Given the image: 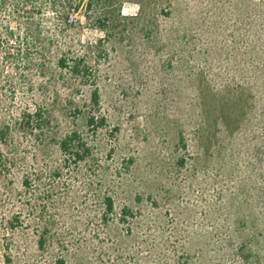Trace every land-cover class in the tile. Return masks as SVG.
Segmentation results:
<instances>
[{
	"label": "rangeland",
	"instance_id": "1",
	"mask_svg": "<svg viewBox=\"0 0 264 264\" xmlns=\"http://www.w3.org/2000/svg\"><path fill=\"white\" fill-rule=\"evenodd\" d=\"M105 12V28L80 13L71 38L93 51L107 123L86 125L95 85L60 88L59 135L78 128L91 151L65 160L50 140L27 158L40 179L17 172L4 194L0 216L20 222L0 264H264V0Z\"/></svg>",
	"mask_w": 264,
	"mask_h": 264
},
{
	"label": "trees",
	"instance_id": "2",
	"mask_svg": "<svg viewBox=\"0 0 264 264\" xmlns=\"http://www.w3.org/2000/svg\"><path fill=\"white\" fill-rule=\"evenodd\" d=\"M105 2L0 0V205L4 194L15 190L17 172L23 174L22 185L27 189L40 179V173L34 174L26 161L30 155L36 161L38 151H43L50 140L58 143L65 160L78 162L91 151L80 129L59 135L55 112L60 88L69 87L70 79L77 78L85 86L96 84L93 51L77 53L71 33L83 25L77 17L80 13L89 24L98 22L105 28L106 12L98 14ZM90 103L86 125L98 129L107 121L98 113L101 95L96 85L90 92ZM76 107L79 109L80 104ZM105 204L108 212L114 210L112 197H106ZM19 222L17 216H0V231L4 232L0 244L9 254V263L10 235ZM55 264L67 261L60 256Z\"/></svg>",
	"mask_w": 264,
	"mask_h": 264
}]
</instances>
